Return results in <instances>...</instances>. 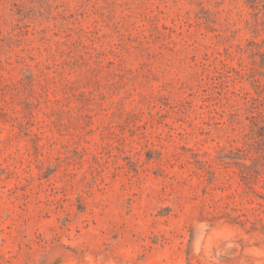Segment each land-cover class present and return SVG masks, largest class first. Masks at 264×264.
<instances>
[{
  "label": "rangeland",
  "instance_id": "374dc122",
  "mask_svg": "<svg viewBox=\"0 0 264 264\" xmlns=\"http://www.w3.org/2000/svg\"><path fill=\"white\" fill-rule=\"evenodd\" d=\"M0 264H264V0H0Z\"/></svg>",
  "mask_w": 264,
  "mask_h": 264
}]
</instances>
